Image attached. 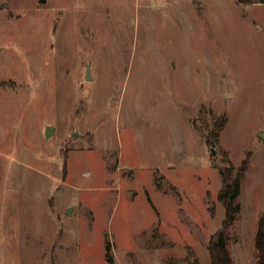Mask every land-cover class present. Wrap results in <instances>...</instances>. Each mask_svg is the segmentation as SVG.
I'll return each mask as SVG.
<instances>
[{"label":"rangeland","instance_id":"rangeland-1","mask_svg":"<svg viewBox=\"0 0 264 264\" xmlns=\"http://www.w3.org/2000/svg\"><path fill=\"white\" fill-rule=\"evenodd\" d=\"M253 1L0 0V264H211L224 152L235 168L250 154L229 244L233 264H255ZM210 111L228 118L216 146Z\"/></svg>","mask_w":264,"mask_h":264},{"label":"trees","instance_id":"trees-1","mask_svg":"<svg viewBox=\"0 0 264 264\" xmlns=\"http://www.w3.org/2000/svg\"><path fill=\"white\" fill-rule=\"evenodd\" d=\"M237 2L241 5H247L253 4L254 1L237 0ZM209 116L213 121V128L211 130L208 129V135L205 136L206 144L207 146H216L220 143V137L227 126L228 118L225 115L217 117L211 111L209 112ZM224 154L226 163L218 167L216 166L215 169L219 171L222 180L218 199L225 206L226 217L221 228L211 236L209 241L208 250L211 264H233L229 244V229L240 213L241 205L239 198L250 168V154L238 168L233 166L228 154L226 152ZM255 249V264H264V213L258 222L255 235ZM193 264H198L197 260Z\"/></svg>","mask_w":264,"mask_h":264},{"label":"water","instance_id":"water-1","mask_svg":"<svg viewBox=\"0 0 264 264\" xmlns=\"http://www.w3.org/2000/svg\"><path fill=\"white\" fill-rule=\"evenodd\" d=\"M46 0H43V2H45ZM90 68L88 67V78H90V70H89ZM52 130V128H48V132H47V136H48V138L51 136V131ZM259 136H260V138H262L263 140H264V133L263 132H261L260 134H259ZM212 154L213 155H215L216 154V152H215V150H212Z\"/></svg>","mask_w":264,"mask_h":264}]
</instances>
